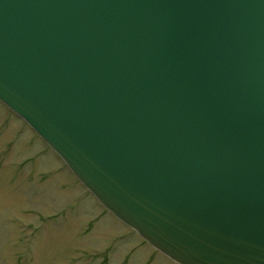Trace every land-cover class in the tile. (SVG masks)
Returning a JSON list of instances; mask_svg holds the SVG:
<instances>
[{
  "label": "water",
  "instance_id": "95a60500",
  "mask_svg": "<svg viewBox=\"0 0 264 264\" xmlns=\"http://www.w3.org/2000/svg\"><path fill=\"white\" fill-rule=\"evenodd\" d=\"M0 102L176 264H264V0H0Z\"/></svg>",
  "mask_w": 264,
  "mask_h": 264
},
{
  "label": "rangeland",
  "instance_id": "374dc122",
  "mask_svg": "<svg viewBox=\"0 0 264 264\" xmlns=\"http://www.w3.org/2000/svg\"><path fill=\"white\" fill-rule=\"evenodd\" d=\"M0 264H174L104 210L0 104Z\"/></svg>",
  "mask_w": 264,
  "mask_h": 264
}]
</instances>
